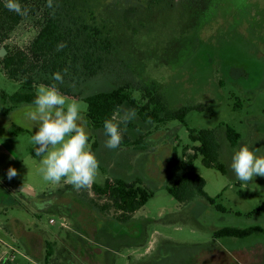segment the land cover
Here are the masks:
<instances>
[{
    "label": "rangeland",
    "instance_id": "1",
    "mask_svg": "<svg viewBox=\"0 0 264 264\" xmlns=\"http://www.w3.org/2000/svg\"><path fill=\"white\" fill-rule=\"evenodd\" d=\"M75 2L83 14L92 10L119 44L105 73L77 87L83 97L126 85L139 101L141 89L155 83L170 111L204 108L188 111L186 125L174 119L156 127L124 104L117 115L131 109L133 118L116 149L105 147L103 129L88 126L99 161L94 183L140 179L153 192L142 208L120 220L92 185L77 190L66 179H43L47 153H32L38 130L28 115L33 104L3 102V94L21 86L0 65V143L17 158L11 165L17 175L9 180L5 172L1 178L0 264H264V177L245 183L230 168L242 144L264 155V0ZM36 32L33 19L25 17L6 44L25 47ZM83 97L67 98L87 105ZM225 125L241 135L235 148L229 147ZM188 128L218 131L224 173L205 166L200 156L182 167L194 152L183 151L194 145ZM186 171L204 178L212 204L200 196L182 204L168 194L166 188ZM223 227L253 232L215 238L213 232Z\"/></svg>",
    "mask_w": 264,
    "mask_h": 264
},
{
    "label": "trees",
    "instance_id": "2",
    "mask_svg": "<svg viewBox=\"0 0 264 264\" xmlns=\"http://www.w3.org/2000/svg\"><path fill=\"white\" fill-rule=\"evenodd\" d=\"M75 1L54 0V7L49 8L47 0H19L22 8L28 9V14L22 16L5 7L7 0H0V46L7 50L6 55L0 58V65L9 79L19 82L21 86L19 91L11 95L3 94L4 103L33 104L37 95L36 87L54 83L52 75L55 72L63 75V83L59 84V88L65 96L83 97L81 89L78 90L77 87L90 78L105 73L106 64L114 61L119 53V44L112 36L111 30H106L104 22L103 24L97 22L92 10H87L88 13L83 14L76 7ZM25 17L33 19L37 30L35 36L25 47H8L6 41ZM61 44L65 46L60 48ZM131 91L130 87L120 85L112 91L83 97L88 106L86 112L88 126L104 130V121L117 115L124 104H128L141 121L152 122L156 127L174 119L186 125L185 117L188 111L204 108L203 104L187 105L170 111L155 83L141 89L142 100L135 99ZM127 125H131L130 121ZM123 127L124 125H121L122 129ZM17 131L23 129L18 128ZM188 131L189 139L194 145L183 147V151L192 148L194 152L188 161L182 162V167L185 168L193 159L200 156L205 166L224 173L225 169L219 158L218 131L209 128H188ZM225 136L230 148H235L241 138L240 133L230 125H225ZM140 142L141 140L133 142V145ZM125 143L130 144L129 140ZM92 145V149H95L96 141ZM36 151L37 146L32 153L36 155ZM204 187L203 177L186 171L166 189L178 203L185 204L200 196L212 204L213 198L205 192ZM92 188L99 197L110 201L119 213L117 218L120 220L129 219L153 197V192L140 179L126 181L123 178H106L100 184L93 183ZM252 232V229L223 227L213 234L215 238H244Z\"/></svg>",
    "mask_w": 264,
    "mask_h": 264
},
{
    "label": "clouds",
    "instance_id": "3",
    "mask_svg": "<svg viewBox=\"0 0 264 264\" xmlns=\"http://www.w3.org/2000/svg\"><path fill=\"white\" fill-rule=\"evenodd\" d=\"M49 8L54 0H47ZM5 7L18 15L26 16L28 9L22 8L19 0H7ZM54 14V13H53ZM65 45H59L63 48ZM67 73V69L64 70ZM54 83L40 85L29 112V118L38 122V130L31 140L37 146L36 155L46 157L41 160L40 171L45 181L60 183L66 179L77 190L91 186L99 174V161L90 143L91 130L85 119L87 105L75 99L69 100L59 88L63 75L55 72ZM58 82V83H56ZM133 118L131 109L113 115L103 124L106 137L105 147L116 149L122 141L121 125L126 127ZM231 171L236 179L248 183L256 176L264 177V155L250 144H242L232 156ZM17 175L15 168L9 167L7 178Z\"/></svg>",
    "mask_w": 264,
    "mask_h": 264
},
{
    "label": "crops",
    "instance_id": "4",
    "mask_svg": "<svg viewBox=\"0 0 264 264\" xmlns=\"http://www.w3.org/2000/svg\"><path fill=\"white\" fill-rule=\"evenodd\" d=\"M16 154L10 149L5 142L0 143V185L3 184L1 178L5 172L11 167L13 162L17 159L15 158ZM5 181V180H4ZM8 234V235H7ZM7 237H12L9 233L5 234ZM15 240V239H14ZM5 251L4 253H6Z\"/></svg>",
    "mask_w": 264,
    "mask_h": 264
},
{
    "label": "water",
    "instance_id": "5",
    "mask_svg": "<svg viewBox=\"0 0 264 264\" xmlns=\"http://www.w3.org/2000/svg\"><path fill=\"white\" fill-rule=\"evenodd\" d=\"M7 53V50L5 49V47H0V57H4ZM20 191L24 192V193H28V194H34V191L27 188V187H20Z\"/></svg>",
    "mask_w": 264,
    "mask_h": 264
}]
</instances>
